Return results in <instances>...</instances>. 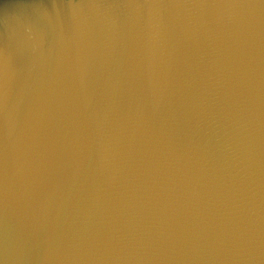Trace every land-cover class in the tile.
Masks as SVG:
<instances>
[{
  "label": "water",
  "instance_id": "95a60500",
  "mask_svg": "<svg viewBox=\"0 0 264 264\" xmlns=\"http://www.w3.org/2000/svg\"><path fill=\"white\" fill-rule=\"evenodd\" d=\"M0 264H264V0H0Z\"/></svg>",
  "mask_w": 264,
  "mask_h": 264
},
{
  "label": "clouds",
  "instance_id": "9594fccd",
  "mask_svg": "<svg viewBox=\"0 0 264 264\" xmlns=\"http://www.w3.org/2000/svg\"><path fill=\"white\" fill-rule=\"evenodd\" d=\"M217 18L225 27L240 34H250L254 27L252 15L239 5L223 6L218 11Z\"/></svg>",
  "mask_w": 264,
  "mask_h": 264
}]
</instances>
